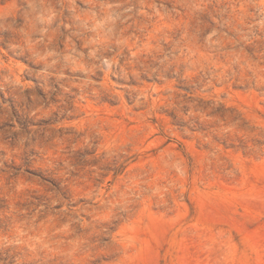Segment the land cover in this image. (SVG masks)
Masks as SVG:
<instances>
[{"label":"rangeland","instance_id":"rangeland-1","mask_svg":"<svg viewBox=\"0 0 264 264\" xmlns=\"http://www.w3.org/2000/svg\"><path fill=\"white\" fill-rule=\"evenodd\" d=\"M0 264H264V0H0Z\"/></svg>","mask_w":264,"mask_h":264}]
</instances>
